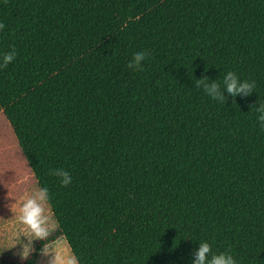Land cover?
Returning <instances> with one entry per match:
<instances>
[{"label": "trees", "instance_id": "16d2710c", "mask_svg": "<svg viewBox=\"0 0 264 264\" xmlns=\"http://www.w3.org/2000/svg\"><path fill=\"white\" fill-rule=\"evenodd\" d=\"M12 50L0 114L56 228L0 264L59 238L78 264H191L198 240L264 264V0H0ZM228 71L254 91L196 86Z\"/></svg>", "mask_w": 264, "mask_h": 264}, {"label": "rangeland", "instance_id": "374dc122", "mask_svg": "<svg viewBox=\"0 0 264 264\" xmlns=\"http://www.w3.org/2000/svg\"><path fill=\"white\" fill-rule=\"evenodd\" d=\"M33 174L21 155L17 140L3 115L0 114V253L22 256V245L30 249L38 239L29 233L27 226L20 223L19 206L21 201L37 188ZM48 233L56 228V223L46 204ZM16 243V244H15ZM15 244V245H14ZM65 261L72 257L63 238L44 247L36 264H55V257Z\"/></svg>", "mask_w": 264, "mask_h": 264}, {"label": "clouds", "instance_id": "9594fccd", "mask_svg": "<svg viewBox=\"0 0 264 264\" xmlns=\"http://www.w3.org/2000/svg\"><path fill=\"white\" fill-rule=\"evenodd\" d=\"M15 50L4 53L0 56V66L7 65L15 58ZM145 58L143 51L137 50L134 53L132 63L139 66ZM196 86H202L204 92L213 100L226 102L228 97L247 96L254 91V82L241 80L234 72L228 71L224 74L220 83L210 80L207 76L196 80ZM227 94V95H226ZM259 113L257 119L264 127V105L257 107ZM55 175L61 178V183L67 185L71 181L69 173L63 169H57ZM49 200L48 189L46 187L35 188L30 195L25 197L19 206V221L27 226L29 233L34 239H43L48 235L47 223L49 216L46 214V204ZM198 246L192 252L191 264H237V260L227 251L212 252L211 245L207 241L198 240ZM16 244V243H15ZM14 244V245H15ZM22 245V256L26 257L31 250ZM55 264H78L75 256L67 258L65 261L60 256L55 257Z\"/></svg>", "mask_w": 264, "mask_h": 264}]
</instances>
